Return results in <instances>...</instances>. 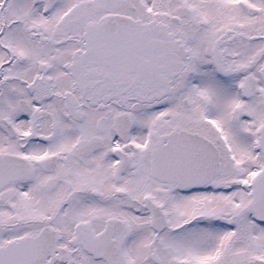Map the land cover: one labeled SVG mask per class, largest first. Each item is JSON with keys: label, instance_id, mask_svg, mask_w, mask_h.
I'll return each instance as SVG.
<instances>
[{"label": "snow or ice", "instance_id": "obj_1", "mask_svg": "<svg viewBox=\"0 0 264 264\" xmlns=\"http://www.w3.org/2000/svg\"><path fill=\"white\" fill-rule=\"evenodd\" d=\"M0 264H264V0H0Z\"/></svg>", "mask_w": 264, "mask_h": 264}]
</instances>
